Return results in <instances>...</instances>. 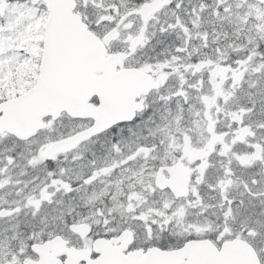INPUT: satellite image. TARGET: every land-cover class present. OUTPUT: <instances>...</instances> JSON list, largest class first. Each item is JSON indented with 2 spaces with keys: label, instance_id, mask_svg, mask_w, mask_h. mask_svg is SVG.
<instances>
[{
  "label": "snow or ice",
  "instance_id": "6c2138e0",
  "mask_svg": "<svg viewBox=\"0 0 264 264\" xmlns=\"http://www.w3.org/2000/svg\"><path fill=\"white\" fill-rule=\"evenodd\" d=\"M0 264H264V0H0Z\"/></svg>",
  "mask_w": 264,
  "mask_h": 264
}]
</instances>
